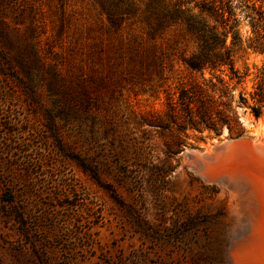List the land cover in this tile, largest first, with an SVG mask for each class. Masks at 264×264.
I'll return each mask as SVG.
<instances>
[{
	"label": "rangeland",
	"instance_id": "obj_1",
	"mask_svg": "<svg viewBox=\"0 0 264 264\" xmlns=\"http://www.w3.org/2000/svg\"><path fill=\"white\" fill-rule=\"evenodd\" d=\"M62 1L60 27L56 0H0V264H227L236 198L201 180L186 152L264 136V116L240 100L264 65L247 19L235 45L226 37L238 83L180 62L167 72L170 86L180 76L228 89L229 125L198 131L162 90L128 84L106 33L85 31L87 0Z\"/></svg>",
	"mask_w": 264,
	"mask_h": 264
},
{
	"label": "trees",
	"instance_id": "obj_2",
	"mask_svg": "<svg viewBox=\"0 0 264 264\" xmlns=\"http://www.w3.org/2000/svg\"><path fill=\"white\" fill-rule=\"evenodd\" d=\"M60 6L58 25L63 24L65 2ZM88 16L82 21L89 28L106 33L108 52L125 62L128 84L151 95L162 90L167 111L181 118L188 129L218 132L228 126L230 106L222 87L215 94L212 78L199 83L193 78L173 80L166 84L167 72L174 62L188 70L210 73L228 71L229 81L239 82L230 57V44L238 42L233 29L238 15L247 19L254 33L256 47L264 50V0H87ZM103 41L102 39L99 40ZM221 82V81H219ZM173 89L172 95L169 89ZM216 95V96H215ZM249 103L240 96L241 104L255 118L264 116V65L257 72L248 93ZM181 128H178V130Z\"/></svg>",
	"mask_w": 264,
	"mask_h": 264
},
{
	"label": "bare ground",
	"instance_id": "obj_3",
	"mask_svg": "<svg viewBox=\"0 0 264 264\" xmlns=\"http://www.w3.org/2000/svg\"><path fill=\"white\" fill-rule=\"evenodd\" d=\"M246 141L226 139L205 151L186 152L190 168L201 180L236 198L227 264H264V136Z\"/></svg>",
	"mask_w": 264,
	"mask_h": 264
},
{
	"label": "water",
	"instance_id": "obj_4",
	"mask_svg": "<svg viewBox=\"0 0 264 264\" xmlns=\"http://www.w3.org/2000/svg\"><path fill=\"white\" fill-rule=\"evenodd\" d=\"M246 139H251V138H234L233 140H243L244 142H247ZM259 151V150H258ZM261 152H263L262 150H260ZM264 153V152H263ZM261 155H263L262 153H260ZM248 156V155H247Z\"/></svg>",
	"mask_w": 264,
	"mask_h": 264
}]
</instances>
